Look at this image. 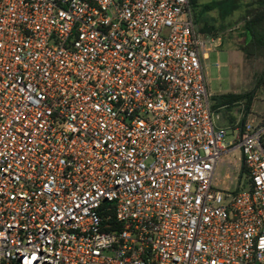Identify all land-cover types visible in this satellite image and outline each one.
I'll list each match as a JSON object with an SVG mask.
<instances>
[{
  "label": "built area",
  "instance_id": "2783aa9c",
  "mask_svg": "<svg viewBox=\"0 0 264 264\" xmlns=\"http://www.w3.org/2000/svg\"><path fill=\"white\" fill-rule=\"evenodd\" d=\"M213 43L191 0H0V264H264V120L218 126Z\"/></svg>",
  "mask_w": 264,
  "mask_h": 264
},
{
  "label": "rangeland",
  "instance_id": "374dc122",
  "mask_svg": "<svg viewBox=\"0 0 264 264\" xmlns=\"http://www.w3.org/2000/svg\"><path fill=\"white\" fill-rule=\"evenodd\" d=\"M254 1L197 0L196 6L193 7L200 38H220L222 41L221 46L209 52L204 61L210 93L217 97L225 93H246L254 89L256 91L247 122L264 120V47L249 57L240 50L246 40L243 18L251 9L248 4ZM206 4H212L215 9H206ZM234 4L240 7L229 17V8ZM235 112L237 115L244 114V104H239ZM232 138L233 132L230 130L228 139ZM225 174L226 166L222 165L217 173L221 185Z\"/></svg>",
  "mask_w": 264,
  "mask_h": 264
},
{
  "label": "trees",
  "instance_id": "16d2710c",
  "mask_svg": "<svg viewBox=\"0 0 264 264\" xmlns=\"http://www.w3.org/2000/svg\"><path fill=\"white\" fill-rule=\"evenodd\" d=\"M192 7L196 6L197 0H191ZM251 8L248 11V15L243 18V29L244 36L246 38L245 44L240 47V50L246 57L252 56L257 50L264 47V0H255L253 3L248 4ZM240 6H230L229 17L239 8ZM205 8L208 10L215 9L212 4H206ZM225 20V19H223ZM260 82H258V85ZM255 89L239 94H225L216 98L218 106H233L238 103L244 104V116L242 123H245L248 115L250 114L251 107L255 99Z\"/></svg>",
  "mask_w": 264,
  "mask_h": 264
},
{
  "label": "crops",
  "instance_id": "0c3cea01",
  "mask_svg": "<svg viewBox=\"0 0 264 264\" xmlns=\"http://www.w3.org/2000/svg\"><path fill=\"white\" fill-rule=\"evenodd\" d=\"M207 39L214 41L211 51H213L215 48L220 47L222 44V41L220 38H217V39L207 38ZM206 72H207V68H206ZM225 94H229V93H225ZM225 94H221V95H225ZM232 94H239V92H233ZM221 95H219V96H221ZM219 96H217V97H219ZM217 97L212 95L213 110L220 116V119L218 121V126L225 127V128L232 130L237 126L238 123H242V118H243L244 114L237 115L235 112V109L241 103L235 104L233 106H229V105L218 106L217 101H216Z\"/></svg>",
  "mask_w": 264,
  "mask_h": 264
}]
</instances>
